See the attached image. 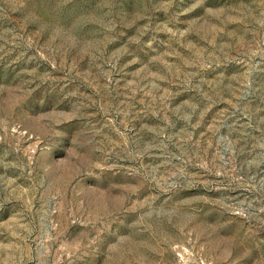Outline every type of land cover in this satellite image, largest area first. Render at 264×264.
<instances>
[{"label": "rangeland", "instance_id": "374dc122", "mask_svg": "<svg viewBox=\"0 0 264 264\" xmlns=\"http://www.w3.org/2000/svg\"><path fill=\"white\" fill-rule=\"evenodd\" d=\"M0 264H264V0H0Z\"/></svg>", "mask_w": 264, "mask_h": 264}]
</instances>
